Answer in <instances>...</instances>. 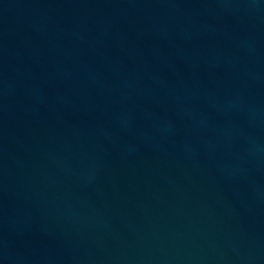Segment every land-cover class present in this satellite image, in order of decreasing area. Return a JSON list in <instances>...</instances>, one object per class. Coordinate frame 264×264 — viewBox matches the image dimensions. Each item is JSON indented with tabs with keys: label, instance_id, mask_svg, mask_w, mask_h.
<instances>
[{
	"label": "water",
	"instance_id": "1",
	"mask_svg": "<svg viewBox=\"0 0 264 264\" xmlns=\"http://www.w3.org/2000/svg\"><path fill=\"white\" fill-rule=\"evenodd\" d=\"M0 264H264V0H0Z\"/></svg>",
	"mask_w": 264,
	"mask_h": 264
}]
</instances>
